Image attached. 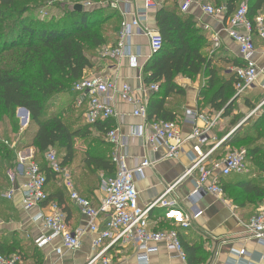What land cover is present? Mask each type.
<instances>
[{
    "label": "trees",
    "instance_id": "1",
    "mask_svg": "<svg viewBox=\"0 0 264 264\" xmlns=\"http://www.w3.org/2000/svg\"><path fill=\"white\" fill-rule=\"evenodd\" d=\"M46 1L0 0V117L13 123L17 111L26 109L30 116L29 126L36 130L29 142L21 141L15 148H11L10 139L0 142V160L3 161L0 164V195L5 188V174L15 168L17 153L32 147L35 149L34 160L47 179V202L54 201L63 207L67 200L66 194L57 188V175L46 161V154L50 150L59 149L63 158L60 159L56 154L66 166L75 160L79 141H89L92 134L98 135L99 138L103 137L108 147L103 152L102 149L90 148L85 153L84 165L90 173L96 170L106 177L116 173V166L112 162L113 147L105 140L107 133L116 125L113 120H103L95 125L85 124L83 109L75 108L78 93L74 86L87 78V73L96 66L87 51L98 50L99 53L101 48L117 42H109L98 30L103 25L101 23L107 20L108 23L118 24L115 30L117 34L123 20L109 6L110 0H101L97 4H77L79 0H70L74 4L71 9H64L63 18L39 22L31 13ZM156 1L160 4V0ZM243 2L247 3L250 20L264 14V0H202V3L213 4L216 8L225 7V19L234 15ZM86 4L93 6L85 7ZM77 5H81L83 10H75ZM101 15H107L109 19L100 23ZM155 20L163 46L143 67V83L146 86H159V91L152 94L147 107L149 123L176 121L178 112L165 105L171 95H185L184 90L175 83L178 76L195 79L202 75L208 78V91H214L209 98V106L213 110L223 111L225 118L230 117L233 113L231 101L236 97V73L221 75L215 65V57L207 52L209 44L205 33L198 28L194 17L190 13H181L178 0H164L155 14ZM230 63L235 70L245 66L241 59H230ZM254 95L246 92L238 98H243L253 111L260 101L257 99L255 102ZM68 107L79 113V119L84 123L82 126L73 129L70 123L74 122L65 121ZM261 111L254 122L250 118L217 149L214 154L216 160L220 159L218 156L226 148L246 144L247 160H253L264 171V108ZM79 119L75 123L78 124ZM12 130L18 133L20 128L15 125ZM38 155L41 157L37 160ZM1 204L7 206L6 202ZM15 235L12 240L0 241V254L5 257L20 255L25 261L26 253ZM178 235L187 264H202L206 252L201 243L196 238L192 243L186 242L179 230Z\"/></svg>",
    "mask_w": 264,
    "mask_h": 264
},
{
    "label": "built area",
    "instance_id": "2",
    "mask_svg": "<svg viewBox=\"0 0 264 264\" xmlns=\"http://www.w3.org/2000/svg\"><path fill=\"white\" fill-rule=\"evenodd\" d=\"M138 1L110 0L109 6L120 14L123 24L118 33L116 44L105 46L99 51L98 56L101 61L120 65L126 60L130 70H142L141 48L133 47L132 40L135 36L148 39L153 54L162 49L163 39L159 32L146 25L149 14L157 10L160 4L156 0H143V6L138 7ZM199 3L204 16L216 20L222 27L220 31H215L216 28L209 25H204L202 28L204 32L211 33L215 49L220 47V34L225 33L236 44L239 54L245 62L244 67L235 70L236 97H240L249 91L264 73V70L260 69L255 61L257 55L255 37L264 40V15L250 20L247 3L243 2L235 14L228 17L224 23L225 7L216 8L199 0H178L179 9L183 14L190 13L193 6ZM90 6V4L85 5V7ZM74 89L78 93L75 108L83 109L86 124L95 125L103 120H113L118 116L115 104L119 102L127 104L133 108L132 116L134 118L146 122V126L134 128L131 137L141 140L149 154L165 147L168 151L166 154L168 159H176L188 140L204 143L207 132L215 125V121L207 120L204 115H197L189 111L188 116L203 121L205 127H196L192 135L184 139L176 122L149 123L147 113L149 96L158 92L159 86L157 84L146 86L142 80L140 87L134 88L129 83L120 82L117 78L97 74L79 81L75 84ZM263 107L264 101L250 113L249 117L255 116ZM21 111L23 110L19 109L20 115ZM21 118L23 123L25 121V124L29 123L30 116L25 119ZM105 140L113 147L112 162L116 166V173L112 177L101 176L102 199L98 204L87 199L78 191L71 170L63 166L56 152L50 150L46 154V161L57 178L60 179L69 200L87 220L86 228L76 232L71 231L63 208L54 201L47 202V179L35 162L34 154L29 151L18 156L17 166L8 172L11 187L4 197L12 201L18 194L26 212L39 210L34 220L43 225L46 234L35 242L37 247L42 249L52 245L56 240H60L61 245L55 248L54 252L59 258H62L67 252L80 251L84 239L87 236H92L94 256L88 264L98 262L113 264L112 257L108 255L115 249H134L138 262L148 264L149 254L155 251L154 245L159 244H164L170 252L176 253L178 257L186 261V254L178 232L174 229L155 231L151 214L155 209H162L165 222H169L175 227L191 229L193 223L202 213H185L175 201L169 200L168 195L172 188L149 206L141 207L136 183L137 180L144 177L147 169L155 165V161L144 158L130 168L126 153L127 139L122 136L118 127L110 130ZM220 145L222 143L218 146ZM218 146L206 154L196 148L197 156L184 177L192 176L195 172L198 173L194 182V193L191 196L194 201L204 194L216 198L225 196L224 190L215 176L216 171L220 172L221 176L228 177L246 170L245 151L230 152L223 159L216 161L212 167H209L207 162ZM19 179H22V183L17 188H13ZM246 228L254 239L264 245V201ZM0 264H24V261L20 255L5 257L0 254Z\"/></svg>",
    "mask_w": 264,
    "mask_h": 264
},
{
    "label": "crops",
    "instance_id": "3",
    "mask_svg": "<svg viewBox=\"0 0 264 264\" xmlns=\"http://www.w3.org/2000/svg\"><path fill=\"white\" fill-rule=\"evenodd\" d=\"M161 1L163 3L164 0H160V5ZM199 1L202 2V0ZM142 6L143 0H139L138 7ZM158 9L149 14V19L146 23L147 27L157 31L155 14ZM190 15L194 17L198 28L202 31L204 25L216 28L215 31L222 29L216 20L204 16L200 9V3L193 6ZM223 22L225 23L226 19ZM204 33L209 44L207 52L210 56L215 57V65L221 71V75L234 74L235 67L230 63V59L243 60L236 44L225 33H221L220 47L215 49L214 43L211 40V33ZM117 36L118 33L115 34L114 42L117 40ZM132 42L134 48H141V64L144 67L153 56L148 39L135 36ZM255 45L257 47L255 61L259 68L264 70V40L256 36ZM100 67L101 71L98 74L117 78L120 82L129 83L134 88L140 87L141 80L144 82L143 68L142 70H130L126 60L120 65L107 62ZM208 82L209 79L202 75L195 79L183 76H178L175 79V83L184 90L185 95H171L166 101L165 106L170 110L178 112L175 122L180 127L181 136L187 139L192 135L196 127H205L203 121L189 117L187 114L189 111L197 115H204L209 121H215V125L207 132L204 143L200 144L197 140L186 141L176 159L166 158L168 151L165 147H161L156 152L149 154L148 150H145L144 143L141 140L131 137L133 129L144 126L146 122L134 118L132 116L133 108L129 105L122 102L116 103L115 109L118 116L113 121L116 127L120 129L122 136L127 139L126 153L130 168L134 167L138 161L144 158H150L152 161H155V165L145 171L144 177L137 180L139 205L143 208L149 206L164 195L167 190L172 188L171 193L168 195L169 200L175 201L185 213H202L193 223L191 229H183L165 222L163 220L164 210L155 209L151 214L155 231L174 229L178 232L179 230L181 231L182 238L188 243H192L196 238L197 242L201 243L206 252L204 256L205 261L202 264H264V245L254 239L246 228V225L257 214L264 201V171L262 172L257 167L258 165L250 159H246V170L243 172L223 177L220 172L216 171L215 176L223 187L225 196L223 198H216L204 194L196 201L191 196L194 193V182L198 177V173L195 172L192 176L184 178L197 156L196 148H199L203 154H206L220 143L226 142L234 134L233 132L236 128L239 127L237 126L238 123H235V119L242 112L235 111L234 106L236 102L244 101V99L235 97L231 101L233 103V113L230 117L225 118L223 111L213 110L208 104L210 96L214 93V91H208ZM247 92L255 94V102L257 99L260 100V103L256 104V108H258L264 101V73ZM151 96H149L148 104ZM245 108L248 109L247 106ZM260 111L253 117H257L263 112ZM35 132L36 130H33L32 135ZM16 135H19V133ZM20 141L19 139H14L11 148H15ZM27 142L29 141L27 140ZM217 149L207 162L209 167H212L216 161L221 160L223 156V154H220L221 156H218L220 159L216 160L217 156H214V154ZM29 151L35 155V149L32 147L24 148L17 153L15 167L18 164V156L21 153H28ZM66 167L71 170L78 191L98 204L100 199H102L100 182L98 183L97 180L94 182L92 180L88 181L86 178L85 182L83 181L84 178L81 179L80 174L75 175V172L71 169V164L66 165ZM82 172H84L83 169ZM6 175L5 188L0 195V241L12 240L13 235L16 234L15 236L18 242L21 243L27 256L24 264H88L94 256L92 236H87L84 239L83 247L80 251L74 253L67 252L62 258H59L54 252V249L61 245L60 240H56L52 245L42 249L37 247L35 242L46 234L43 225L34 220L39 210L35 209L31 212H26L22 206L21 197L18 194H16L12 201L4 197L11 187L8 172ZM181 179L183 180L181 181ZM21 183L22 179H19L13 185V188H17ZM56 185L57 188L65 192L60 179H58ZM86 188L90 190L86 191ZM65 194L67 200L65 206L62 208L67 216V222L71 231L76 232L79 229L86 228L87 220L69 200L66 192ZM2 202H6L7 206L2 205ZM185 230L189 231L183 232ZM154 246L155 251L149 254L148 264H187V261L182 260L176 253L170 252L164 244ZM108 256L112 257L113 264H140L134 249H115L110 251ZM96 264L102 263L98 262Z\"/></svg>",
    "mask_w": 264,
    "mask_h": 264
},
{
    "label": "rangeland",
    "instance_id": "4",
    "mask_svg": "<svg viewBox=\"0 0 264 264\" xmlns=\"http://www.w3.org/2000/svg\"><path fill=\"white\" fill-rule=\"evenodd\" d=\"M97 2L100 3L101 0H79L77 4H81V3L97 4ZM161 3H162V1H161ZM73 4H74V2H72L70 0H48V1H46V3L41 5V7L34 10L31 13V15L39 22H41V21L42 22H49L52 20H59V19L63 18V16H64V9H71ZM91 6H93V5H91ZM106 19H109L107 15L99 16L100 23L104 22ZM101 24H103V25L100 28H98V30L100 32H102L105 37L108 38L109 42L114 41L115 40V30L118 28V24L108 23L107 20ZM70 29L72 30V27ZM87 55L89 56V58H91V60L96 65L94 70L87 73V77L97 75L101 71L100 66H102V64H106V62L101 61L99 59L98 50H89V51H87ZM260 99H262V98H260ZM245 106H247V105L244 101L235 103V106H234L235 111L242 112V113H239V115L235 119V123L236 122L238 123L237 126L244 125L247 122V119L250 118L249 116H250L251 110H250V108H248V109L245 108ZM66 113L67 114H66L65 121L67 123L74 122V123H70L73 126V129L78 127V126H82V124L85 123V122L83 123L79 119V113L77 111L76 112L73 111L71 109V107H68V109H66ZM2 119L3 118L0 117V142H3L4 140L10 139L11 141H9V142L11 145L12 141H14V139H16V140L19 139L22 142L25 141V143L27 142V140L28 141L31 140V137L33 136L32 135L33 134L32 133L33 128L29 126V123L25 124L22 122V118H21V115L19 114V110L16 113V120L17 121L14 120V121H12L13 123H8L7 120L5 121L4 119L3 120ZM77 119L80 120L78 122V124L75 123V120H77ZM254 119H256V117H252L251 122H254L253 121ZM15 125L20 128V131L18 132L19 135H16L18 133L14 132L12 130V128H15ZM263 128H264V125H263L262 129ZM256 134L258 135V133H256ZM254 137H256V136H254ZM254 137H252V139ZM92 140H93V142H90ZM103 140H104L103 137L99 138L98 135L92 134L91 139L89 141L81 140L76 144V148L78 149V153H77L75 160L71 163V169L73 170V172H75V175L80 174L81 179L84 178L83 181H85V182H86V180H88V181L92 180L93 182L95 180H97L99 183V178H100V176H102V172L94 170L93 173H90L88 171V168L84 165V157H85V153L90 148H93L94 150L95 149H102L101 152L105 151L108 146L106 145V143H104ZM259 142L262 143L263 141H259ZM245 146H246V144L240 145V146H233L232 148H228L227 150H225L223 152V154L227 155L230 152H244ZM52 150L54 152H57L60 159L63 158V154L60 152L59 149L56 148V149H52ZM111 152L112 151H110V153ZM40 157H41V155H38L37 160L40 159ZM2 163H3V161L0 160L1 165H2ZM82 169L84 170V172H82ZM85 178H86V180H85Z\"/></svg>",
    "mask_w": 264,
    "mask_h": 264
},
{
    "label": "water",
    "instance_id": "5",
    "mask_svg": "<svg viewBox=\"0 0 264 264\" xmlns=\"http://www.w3.org/2000/svg\"><path fill=\"white\" fill-rule=\"evenodd\" d=\"M75 10L82 11L83 8H82L81 5H77V6L75 7ZM236 99H238V98H236ZM21 110H23V111L27 114V116H29V112H28L26 109H21ZM239 127H240V126H239ZM239 127L236 128V130H235L233 133H235V132L239 129Z\"/></svg>",
    "mask_w": 264,
    "mask_h": 264
},
{
    "label": "bare ground",
    "instance_id": "6",
    "mask_svg": "<svg viewBox=\"0 0 264 264\" xmlns=\"http://www.w3.org/2000/svg\"><path fill=\"white\" fill-rule=\"evenodd\" d=\"M21 117H23V119H25L27 117V114L24 111H21ZM24 123H26V121Z\"/></svg>",
    "mask_w": 264,
    "mask_h": 264
}]
</instances>
